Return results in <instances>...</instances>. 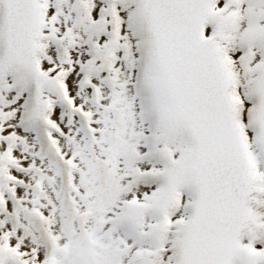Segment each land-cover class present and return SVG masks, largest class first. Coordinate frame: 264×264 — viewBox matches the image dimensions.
Here are the masks:
<instances>
[{
    "label": "snow or ice",
    "instance_id": "1",
    "mask_svg": "<svg viewBox=\"0 0 264 264\" xmlns=\"http://www.w3.org/2000/svg\"><path fill=\"white\" fill-rule=\"evenodd\" d=\"M0 264H264V0H0Z\"/></svg>",
    "mask_w": 264,
    "mask_h": 264
}]
</instances>
